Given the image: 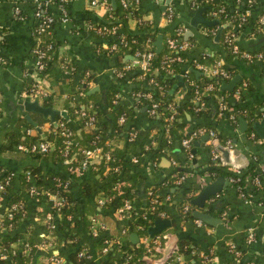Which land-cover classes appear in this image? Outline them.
Listing matches in <instances>:
<instances>
[{"label": "crops", "instance_id": "obj_1", "mask_svg": "<svg viewBox=\"0 0 264 264\" xmlns=\"http://www.w3.org/2000/svg\"><path fill=\"white\" fill-rule=\"evenodd\" d=\"M51 1L49 9L56 17L51 36L57 44L59 56H64L68 60L70 69L57 67L54 73L45 79V86L49 91L48 105L60 111L65 110L68 119L71 114L73 116L70 119L71 125L80 134V129L86 131L93 127L81 126L79 118L73 115L74 102L70 97L71 94L95 93L93 97L87 98L86 102H92L95 111H100L99 118L101 120L111 119L112 115L106 99L107 92L109 93L110 88H113L115 93H120L116 104L126 106V109L131 110L134 115L124 128V134L129 135L131 131H136L137 136L140 134L141 138L144 137V151L152 146L156 148L159 143L158 133L160 135L162 133V131L160 133L161 123L156 115L150 114L147 110V103L138 95L140 91L137 88H144L146 81L143 73L137 75L140 68L134 63L135 56L129 50L107 51L103 47L104 40L98 38L96 32L89 28V23L100 20L108 9L103 5L93 6L89 0H64L62 4L67 19L62 20L60 19V3H56L55 0ZM107 1L109 5L114 6L116 0ZM34 2L35 0H0V26L3 29V33L0 35V53L6 59V62L0 63V167L14 172L13 191H10L9 194L13 192L22 194L23 202L30 212L18 228L27 226L29 229H33L32 236L36 238L34 241L36 243L49 235V231L46 232L48 225L46 213L53 211V208L51 201L44 195L29 194L28 186L29 183H33V178L30 179V182L27 180L25 168L38 167L43 177L47 173H57L69 177L73 190L79 198L80 179L72 175H83V173H74L70 170V166L66 167L68 160L59 159L51 151L46 153V157L44 155L37 157L26 150L17 148V144L11 149L3 148V144L11 132L16 131L21 134L26 127H30L21 121V117H25L23 99H33L23 93L27 87L23 70L31 66L35 60L32 50L36 41ZM15 4L21 8L24 18H19L15 13ZM169 4L173 8V22L178 23V28H181V39L188 41V46L183 51V57L177 61V67L172 71L174 77L172 86H174H171L170 90L173 89L172 92L170 90L169 92L172 94L173 103L184 106L181 118L187 123L186 131H189L191 123L187 122L184 113H190L192 117L196 118L193 111L197 104L196 101L193 106L189 103L193 98L189 93L190 85L200 73L199 66H208L200 59L203 55L216 51L215 49L219 47L218 37L214 39L217 30L226 24H231L226 21L215 30L200 23L190 27L188 25L189 16L196 7L203 6L201 16L206 19L213 18L206 16L209 12L204 11L210 4L227 6L236 10V13H244L245 22L239 28V32L233 36L234 41L242 50L251 53L261 52L264 57V20H260V16H264V0H169L168 3L166 0H142L144 11L142 18L151 22V28H158L159 33L165 31L170 25L171 19L168 20L165 16V9ZM127 23L128 27L134 30L137 28L138 20L129 18ZM188 30H190V34L186 36ZM193 64L195 67L192 66ZM126 65L128 66L124 69V77L112 74L113 69H122ZM263 66L262 60L254 58L248 60L245 66L236 68L231 76L239 75L240 77L231 88L236 87L233 96L229 99L231 107L237 103L249 106L252 111V117H241L246 123L244 131L239 130L238 119L231 123L227 118L218 116L211 109L210 112L200 115L197 119L203 121V124L211 123L214 126L211 127L214 130V136L209 137L203 133L192 138L190 143L192 158L187 161L186 165L183 164L186 156L178 141L173 143L172 150L164 147L154 157L142 152L141 164L138 168L140 176L133 179L128 186L129 190L133 191L130 198L137 210H141L147 204L148 189L153 183L163 182L169 176L170 178L172 176L174 181L176 173L182 175L180 183L184 186L194 187L195 193L202 185L214 180L219 175L225 179L219 190L210 195L199 208L217 219L213 224L201 220L202 224L197 225L193 220L195 218L193 214L190 218H184L180 214V210L175 207V201L182 197L181 191L177 188L179 183L173 182L172 186H166L163 189L160 206L164 207L162 209L165 214L159 217L167 218L171 223L168 228L163 230L165 238L156 249L157 254L155 253V256L152 257L153 261L162 257L161 249L166 247L167 234L172 233L175 237L177 234L186 237L190 245L198 247V249L194 248V253L191 254L188 264H225L232 256L229 244L235 245L240 250L239 259L243 263L264 264V194L259 188L264 182V178L259 173V165L263 161L260 150L264 147V140L251 126L253 121L264 120ZM203 70L207 72V69ZM176 75L180 76V82ZM119 77L122 79H118ZM231 77L224 81H228ZM45 98H40L39 102L44 104ZM29 115L37 123V126L32 124L34 128L30 127L29 135L37 131L42 137H45L52 133L51 124H56L58 121L56 117L53 121L50 117H44L36 111H30ZM49 142H51L50 149H53L55 142ZM109 143L112 142L109 141ZM115 143L118 146L122 145L123 139H115ZM218 145L228 149L223 163L220 160V154L215 149ZM212 154H216V157L213 158ZM172 159L176 161V164L172 163ZM178 159L182 161L180 162ZM229 161L239 167L236 168L227 163ZM250 163L254 164L256 171L253 175H257L261 179L259 185L253 183L251 180L253 175L246 169ZM176 165L181 169L174 170ZM211 166H217L223 171L215 173L209 170ZM235 173L241 177L240 183L243 192L241 194L236 188V183L230 178ZM21 174H24L26 180L23 187L20 179ZM9 194L4 195L0 201V222L3 220V214L9 202ZM100 194L101 192H98L93 197L82 198L81 207H84V201H89L98 210L88 214V218L97 215L106 223L105 233L107 234H119L126 227L127 234L123 236L124 239L128 238L132 242L141 241V232L131 231L127 226L125 216L118 212L117 207L105 210L96 204L97 196ZM167 195H169L168 199ZM37 208H44L45 215L37 213ZM196 208L198 207L193 205L192 211ZM53 215L54 218L59 217L58 212ZM87 227L88 229H85L81 226L79 229L80 242L89 248L91 259L97 261L102 253L99 248L96 250L95 247L93 248V240L89 235L91 234L89 223ZM248 231L252 233L250 239L247 237ZM11 245L16 246V243ZM34 248L27 264H52L49 261L47 248ZM201 250L212 251L210 261L203 260L200 255Z\"/></svg>", "mask_w": 264, "mask_h": 264}, {"label": "trees", "instance_id": "obj_2", "mask_svg": "<svg viewBox=\"0 0 264 264\" xmlns=\"http://www.w3.org/2000/svg\"><path fill=\"white\" fill-rule=\"evenodd\" d=\"M55 1L56 3H60L59 0ZM127 1L128 4L125 6L121 2V0H116L115 5H110V8L103 17L100 20L94 22L103 25L115 24L119 28V31L125 35V39H127L128 41L127 47H122L121 51L129 50L130 52L134 53V51L137 49L144 50L148 48L155 51L156 47L154 45V40L159 33V29L151 28V22H148L147 20L142 18L144 12L142 8V0L137 5L131 4L129 0ZM204 11L209 12L206 16L213 17L217 20L216 23L208 25L212 30L218 29V27L226 21L231 22V24H226L225 26L220 28L217 40L219 47L215 49L216 51H213V53H208L207 55H203L202 59L200 60H203L206 65H210L215 59L220 57L222 59V67H224L230 73L231 77L236 71V68L245 66L248 60L240 55H234L230 51L226 42V37L236 35L237 32H239V28L243 26L246 18L238 23V12L236 13V10L230 9V7L227 6L221 7L219 4H210L209 7L204 9ZM129 18H135L138 20L136 29L132 30L128 27L127 21ZM170 21L171 22L168 28L165 31L161 32L163 34V47L158 54H156L155 51V56L151 59V65L147 70L144 79L146 81H144L146 86L144 88H137L140 92L151 91L152 95L156 99H158L160 103V106H158L159 113L158 115H156V118H159V123H161L160 133L161 131L162 133L161 135L158 133L159 143L157 147L155 148L152 146L144 151V137L141 138L139 134L138 136L136 135L135 138L130 139V135L124 134V128L126 127L129 120L134 117V115L131 110L126 109V106L122 104L117 105L116 103L111 102L114 89L110 88L109 93L107 92L108 96L106 99V103L112 115L111 119L101 120V118H99L100 111H95L97 121L94 127L86 131L80 129V134H78L71 125L70 119L73 117L71 114H69V119L67 117L65 118L61 116L60 114H57L55 116L58 121H64V123L67 126L71 127L74 131L73 137H75L76 142L71 144L72 151L70 153V161L66 163L67 168L68 166H73L76 168L80 164V161L82 159V154L80 151L81 149L86 147L101 145L103 147V150L107 151L110 154V157L108 159H106L103 155L98 156L97 159L87 167L83 175H72L75 178L80 179L78 185L80 198L76 196L69 177L57 173H47L45 177H43L39 168L34 166L26 167L24 170L25 172H30V175L33 178V183L37 185V187L44 190L57 192L66 198V203L58 211L59 217L53 219L54 227L50 228L47 225L46 230V232L49 231L48 234L52 238L53 242V247L48 249L49 252L47 253L49 256L53 254L61 256L63 258L61 264H118L121 261L128 264H163L162 262L153 263L145 256L147 250H145L144 245L140 242H132L128 238L124 239L121 243L115 244L110 247L109 251L105 254L100 255L101 257L98 258L97 261L94 259H88V257H86L85 255L81 256L78 254V252L80 248L83 247L82 242H80L81 236L79 229L81 226H83L85 229H88V214L98 211L95 205H93L89 201H84V207H81V204L83 203L82 198H90L93 197L96 193L101 192L105 195L113 196L111 201L106 202L104 205H102L103 209L105 208V210H107L120 206L125 198H130L133 195V191L129 190L128 186L133 179L139 178L140 176V171L138 168L141 164L140 157L142 152L144 151L151 157H154L158 153H160V150L164 147H168L172 150L173 143L175 141L180 142L181 138L188 132L186 131L187 123L181 118V114L184 111V106L180 105L179 103H173L172 94H170L169 92L174 79L172 71L173 69H175V67H177L178 62H169L167 59H165V56L178 54L183 57L184 51H170V49L166 45V35H176V29L178 28V23L173 22V19H171ZM53 24L50 28L51 31ZM2 31L3 29L1 30V33ZM51 31H43L42 33H37L40 37V47L47 49L49 44H52L53 46L54 53L52 55V58L46 59V66L40 73L46 78L50 77V75L54 73L57 67L62 69L64 67V63L69 64L68 60L64 56H59L57 44L51 36ZM95 34L100 39H103L106 36L97 33ZM35 37L37 36L35 35ZM240 49L242 48L240 47ZM215 52H218L219 54ZM234 58L236 59V62H234ZM192 66L195 67L194 64ZM168 69H171L172 71L168 72ZM198 69L200 73L196 78H194L192 84L190 85L189 93L191 97L194 98L190 99L189 102L192 106L196 101L195 89H198V91L202 90L208 82H214L216 86L214 87V89L208 92L201 93L199 95V100H202L204 102V106L197 111H193L196 118L202 114H207L211 109H213L214 113L217 114V102L214 94L222 95L226 105L231 107L229 99L233 96V92L236 87L231 90L221 89L220 84L224 80L220 78L218 74L211 75L201 68ZM141 73H143L142 69L138 70L137 75ZM122 77H124V75ZM122 77H119L118 79H122ZM150 77H153L154 82H149ZM141 79L143 78L141 77ZM137 80L141 81L140 79ZM94 94L95 93H83L82 95L78 93L71 94V97L74 99V106L72 108L73 112L76 106L75 103H87L86 99L93 97ZM48 98L49 97L47 96L43 100L45 105L49 104ZM144 102L147 103V101ZM169 102H172L176 110L175 117L174 119H172V124L169 128L170 141H168L165 125L168 117L167 104ZM121 113L126 114L125 122L122 124L118 122V117ZM230 113L233 114V117H229ZM251 113L252 111L249 106L236 103L231 107V109H224L220 117H225L231 123H233V121H237L239 117H252ZM73 115L77 117L76 114ZM78 118L80 120L81 126H85L83 119H81L80 117ZM21 121L29 125L31 128H34L25 117H21ZM201 125L206 127H214L211 123ZM195 126L198 125L191 126V128ZM51 129L52 133L47 134L45 137H42L41 134L37 131H35L31 135L26 134L24 137L22 136V134H19L16 131L11 132L7 137V141L3 144V148L11 149L15 144L21 142L28 145L38 139L54 141V147L49 151H51L53 155H56V157H58L59 159L64 160L65 156L62 152V148L64 146V136L61 134L58 135V133L61 131V128L59 124H51ZM115 139H123V144L118 146V144L115 143ZM109 141L113 144L108 143ZM46 153L32 152L31 154L37 157L42 155L46 157ZM132 156L136 157V161L132 159ZM178 161L181 162L182 160L178 159ZM1 169H3V167H0V170ZM179 169L181 168L178 165L174 167V170ZM246 169L252 175L256 173L254 164L252 163H250ZM209 170H212L215 173L223 171V169H219L217 166H211L209 167ZM20 179L21 185L23 187V184L26 182L24 174L20 175ZM173 182V177L171 176L170 178L169 176L163 182L153 183L151 185V189L154 192H157L158 198H161L163 197V189L166 186H172ZM13 186L14 177L11 179V182L7 187V194H9L10 191H13ZM177 188L181 191L182 197L175 201V207L176 209L180 210V214L184 218H190L192 217L193 208V204L190 203V199L195 194L196 189L192 186H184L180 182L179 184H177ZM259 188L262 189L261 193L264 194V182L263 185H261V187ZM22 198V194H19L18 192H13L8 196L9 202L15 200H23ZM185 203L190 204L191 208L189 209V211L182 210V207ZM145 208L146 205L141 210L135 211L134 213H128L125 216V219L127 220V226L131 229V231H140L137 228L138 225L142 224L147 226L153 224L154 219L159 217V215H157L158 210H156L152 214H150L149 217L144 218L141 215V212L145 210ZM162 208L164 207L159 205L158 209L160 210ZM37 211V213L40 212V214H42L43 216L46 212L44 208H37ZM29 213L30 212L28 207L26 206V204H24L23 213L21 211H17L14 213L13 217H5V220L7 222H12V226L7 231L0 230V248H5L8 251V257H0V264H27V262L29 261L30 256L35 249L32 246L35 244L34 241H36V238L32 236L33 229H29L27 226H24V228H18L22 224L23 219L26 218ZM105 234L98 235L97 237H92L91 234H89L91 240H93V248L95 247V250L97 248L101 250L102 246L105 244V238L110 236V234ZM161 234H163V231L161 232ZM23 241L27 242L30 245V249L28 250V252L24 251ZM12 243H16V246L12 247ZM175 248L176 251L183 253L188 263L191 256V248L198 249L197 246L190 245L186 237L178 234ZM153 251L157 254L156 249H153ZM169 257L170 256H168L167 258ZM232 260L233 257L231 256V258H229L225 262V264H229ZM237 264L245 263H243L239 259Z\"/></svg>", "mask_w": 264, "mask_h": 264}, {"label": "built area", "instance_id": "obj_3", "mask_svg": "<svg viewBox=\"0 0 264 264\" xmlns=\"http://www.w3.org/2000/svg\"><path fill=\"white\" fill-rule=\"evenodd\" d=\"M59 1H60L59 6L61 8L60 19L66 20L67 14L65 13V9L62 4L64 0H59ZM140 1L141 0H129V2L134 5L139 4ZM51 2H52L51 0H43V1L35 0L34 6H33V15L36 20L35 27H34V34L37 36L35 44L32 48L35 60L31 66H28L23 70V76L27 80V87L23 90V93L27 96L32 97L33 99L34 98L40 99V98H45L49 96V91L47 87L45 86L46 77L44 75H41L40 73L43 71L44 67L46 66V59L52 58V55L54 53L53 46L52 44H49L47 48L48 50L40 47L39 46L40 37L37 33H42L43 31H46V32L51 31L50 29L51 25L56 19V17L53 16L52 12L49 9ZM89 2L93 6L103 5L104 7H106V9L110 8V5L107 0H89ZM121 2L125 6L128 4L127 0H121ZM14 10H15V13L19 16V18H24L23 12L17 4H15ZM165 16L168 20L172 19L173 8L171 4L167 5L165 9ZM237 19H238V23H240L242 20L245 19V14L238 13ZM260 20L261 21L264 20V16H260ZM89 28L92 29L97 34L106 35L105 38H103L104 39L103 47L109 52L121 51L122 47H127L128 45V41L127 39H125V35L119 31V28L115 24L103 25V24H98L96 22H93V23H89ZM1 30H2V27L0 26V33H1ZM180 33H181V28H177L176 33H175L176 35H166L165 42H166L167 47L170 49V51H174V52L182 51L188 46V41L181 39ZM226 42L228 44L230 51L234 55H240L246 58L247 60L258 58L262 60L264 64V57L261 52L251 53V52L240 49V47L234 41V37L232 35L226 37ZM133 55L135 56L134 63H136L138 67L143 70V75L146 76L147 70L149 69L151 65V59L155 56V51L150 48L144 49V50L137 49L134 51ZM165 59H167L169 62L180 61L181 56L178 54H174L172 56L166 55ZM3 62H6V59L0 53V63H3ZM63 66H64L63 68L70 69V65L67 63H64ZM127 66L128 65L124 66L122 69H113L112 74L114 76L115 75L122 76L124 74V69ZM199 67L201 69H207V72L211 75L218 74L220 78H222L223 80H226L230 77V73L224 67H222V59L220 57L215 59L210 65L206 67L203 65H200ZM171 71H172L171 69H168V72H171ZM149 82H154L153 77L149 78ZM215 86L216 84L214 82H208L202 90L198 91V89H195V98L197 101V105L194 107L195 111L203 108L204 106V102L202 100H199V95L201 93L208 92L214 89ZM78 94L82 95L83 93L80 92ZM138 95L141 96V98L144 101H147V104H146L147 110L150 112V114L158 115L159 113L158 106H160V103L158 99H156L152 95L151 91L138 92ZM214 96L217 102V112L216 113L218 116L222 115V111L224 109H231L230 106L226 105L222 95L214 94ZM119 97H120V93L114 92L111 98V102L117 103ZM71 99L74 102V99L72 97ZM75 105L76 106L74 108V114H76L77 117H80L81 119H83L85 126L94 127L97 121V116H96L93 103L90 101L87 103L79 102V103H75ZM167 108H168V112H167L168 117H167V122L165 125H166V134L168 137V141H170L169 140V137H170L169 128L172 124V119H174L175 117L176 110L172 102H169L167 104ZM229 117H233V114L230 113ZM125 119H126V114L121 113L118 117V122L122 124L125 122ZM56 124H59L61 128V131L58 133V135L61 134L64 136V139H63L64 146L62 148V152L65 156L64 159L70 161V155H71L70 153L72 151L71 144L76 142L75 137H73L74 131L71 127L67 126L64 123V121H58L56 122ZM30 133H31V128L26 127L25 130L21 134L24 137L26 134H30ZM203 133L208 135L209 137L214 136V130L211 127L198 125V126L191 128L187 132V134L181 138L180 145L186 156V160L183 162L184 165H186L187 161L190 158H192V152L190 149V143H191L192 138H194L195 136L199 134H203ZM129 135H130V139L135 138L136 131H133V132L131 131ZM50 143L51 142L49 141L38 139L28 145L22 142L18 143L17 148L26 150L30 153L32 152L33 153L34 152L46 153L50 150ZM80 152L82 154V159L80 161V164L76 168L73 166H70V170L78 174L84 173L87 167L91 163H93V161H95L98 156L103 155L106 159L110 157V154L107 151H104L101 145H96L93 147H86V148L81 149ZM212 157L215 158L216 154H212ZM132 159L136 161L135 156H132ZM172 163L176 164V161L172 159ZM259 173L264 178V161H261L259 165ZM176 174L174 175L175 176L174 182L179 183L180 179L182 178V175L177 174L178 175L177 176ZM236 174L237 173H235L234 176H231L230 178L234 183H236V188L238 192L241 194L243 193L242 184L240 183L241 177ZM14 176L15 175L13 171H7L4 168L0 170V201L2 197L7 194L6 193L7 187L10 184L11 179ZM26 178L30 182V179L32 178V176L30 175L29 171L26 172ZM251 180L256 185H259L261 181L260 177L257 175H253L251 177ZM28 192L30 195H35V196L44 195L51 201L53 211H48V213H46L47 214L46 219H47L48 227L50 228L54 227V220H53L54 215L53 214L57 213L59 209L66 203V198L57 192H52L49 190L41 189L37 187V185H35L34 183H29ZM112 198H113L112 195H105L101 193L99 196H97L96 204L99 206H102L106 202L111 201ZM166 198L168 199L169 195H167ZM161 202L162 200L158 198L157 192H154L150 187L148 189V202L146 204L145 210L141 212V215L144 218H147L154 211L158 210L157 215L163 216L165 214L164 210L158 209ZM23 208H24L23 200H15V201L8 202L5 213L3 214V220L0 222V230L7 231L12 226V222L11 221L7 222L5 220V217L11 218L13 217L14 213L17 211H21L23 213ZM189 209H190L189 203H185L182 207L183 211H189ZM117 210L122 216H126L128 213H131V212L134 213L135 211H138L137 209L134 208L131 198H125L123 200V203L117 207ZM193 220L197 225L202 224V221L199 218H194ZM148 226L149 225L146 226L142 224L137 226V228L140 230L142 234L141 235L142 240L138 242L144 245L145 250H147V253L145 254V256L149 260L152 261L153 259L152 257L155 256V252L153 251V249H157L161 245L162 240L165 238V234H161V232H159L154 235H150L147 232ZM89 228H90L91 235L93 237H97L98 235L105 233L107 229V225L97 215H92L89 218ZM125 234H127L126 227L123 228L119 234L113 233V234H110L109 237H106L105 244L101 248V253L102 254L107 253L110 247H112L115 244L121 243L124 240L123 236ZM247 237L249 239L252 237V233L250 231H248ZM23 244H24V251L28 252V250L30 249V245L25 241H23ZM12 247H15V246H12ZM32 247L50 249L53 247L52 238L50 237V235H48L47 238H44L42 241H37ZM229 247L231 250V255L233 257V260L229 264H237L239 260L238 258L240 257L241 252L233 244H229ZM211 252H212L211 250H206V251L201 250L200 255L203 258V260L210 261ZM193 253H194V248H191L190 254H193ZM78 254L81 256L85 255L86 257H88V259H91V254L87 246L81 247ZM0 257H8V251L5 248H2V247L0 248ZM49 261L52 264H61L63 261V258L57 254H53L49 256ZM162 263L163 264H188L183 253L176 251V248L172 250L170 257L166 258ZM118 264H128V263L121 261Z\"/></svg>", "mask_w": 264, "mask_h": 264}, {"label": "water", "instance_id": "obj_4", "mask_svg": "<svg viewBox=\"0 0 264 264\" xmlns=\"http://www.w3.org/2000/svg\"><path fill=\"white\" fill-rule=\"evenodd\" d=\"M169 0H166V2L168 3ZM114 3V1H113ZM204 7L203 6H198L194 9V11L191 13V15L188 18V25L190 27L196 26L197 24H204V25H211L213 23H216L217 20L215 18L212 19H206L204 17L201 16V11ZM220 32V28L217 30L214 39H217L218 35ZM190 34V30H188L186 32V36ZM154 45H155V51L156 54L159 53V51L161 50V48L163 47V34L159 33L157 34L155 40H154ZM176 77L178 78V82H180V76L176 75ZM240 79L239 75H234L233 77H231L228 81H222L220 84V88L221 89H231L234 84ZM174 86V85H173ZM172 86V87H173ZM173 89V88H172ZM172 89L170 90V92H172ZM23 114L25 116V118L34 126H37L36 121H34L30 115L29 112L30 111H36L41 113L44 117H50L53 121L55 119V115L56 114H62L64 117H67L65 114V110L64 111H60L58 109L53 108L50 105H44L42 103L39 102L38 98H34V99H23ZM187 122L191 123V126L194 125H201L203 124V121H201L199 118H194L191 116L190 113H184ZM239 130L240 131H244L246 129V123L244 121L243 118L239 117ZM252 129H254V131L264 140V120L260 119V120H256L252 122ZM216 151L220 154V160L222 161V163L225 161L226 159V152H227V148L223 147V146H217L215 147ZM260 154H261V158L264 161V147L261 148L260 150ZM229 164H231L232 166L238 168V165H234L232 164V162H227ZM222 182H225V179L222 175L217 176L214 180L209 181L207 183H205L204 185H202L198 191L191 197L190 199V203L193 204L194 206L198 207L196 209H193L192 214L194 215L195 218H199L200 220L206 222V223H211L213 224L214 221H216L217 219L212 217L211 215H209L208 213H205L204 211L200 210L199 208L204 204V202L206 201V199L209 198L210 195L214 194L217 190H219ZM170 220L167 218H162V217H158L156 219H154L153 224L149 225L147 228V232L150 235H154L156 233L162 232L165 228H168L170 226ZM167 242H166V247H164L163 249H161L163 255L160 259L157 260H152L153 263H161L163 262L168 256L171 255L172 250L175 248L176 246V239L177 237H175V235H173L172 233H168L167 234Z\"/></svg>", "mask_w": 264, "mask_h": 264}]
</instances>
